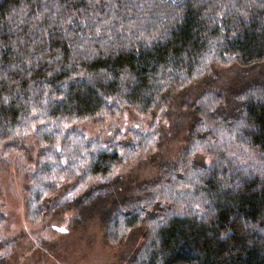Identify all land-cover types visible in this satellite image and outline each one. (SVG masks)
I'll return each mask as SVG.
<instances>
[{"label":"trees","instance_id":"trees-1","mask_svg":"<svg viewBox=\"0 0 264 264\" xmlns=\"http://www.w3.org/2000/svg\"><path fill=\"white\" fill-rule=\"evenodd\" d=\"M128 115L154 120L111 150L73 129ZM29 142V222L98 215L108 246L142 239L128 264H264V0H0V163ZM128 158L158 175L126 179Z\"/></svg>","mask_w":264,"mask_h":264},{"label":"rangeland","instance_id":"rangeland-1","mask_svg":"<svg viewBox=\"0 0 264 264\" xmlns=\"http://www.w3.org/2000/svg\"><path fill=\"white\" fill-rule=\"evenodd\" d=\"M235 72L236 70L221 72L220 78L226 82ZM196 92L198 95V91ZM191 103L192 100L187 101L185 106L181 107L182 111H187ZM188 110V116L187 112H182L186 118V125L184 124L178 130L176 129L182 113H179L175 119H168L164 125L163 122L160 123L164 126L162 146L166 151L164 154L156 155L159 160H172L185 146L184 142L192 123L190 118L193 108L188 107ZM153 120V116L143 119L134 115H128L125 119L117 120L115 123L108 118L83 120V122L75 123L73 129L89 139L103 141L105 151H107V149L111 150L109 148L111 146H108L112 143L111 141L115 142L119 136H122L124 141L128 142V132L132 128L146 131ZM136 125L139 127L137 128ZM24 135H26L25 132ZM28 138L32 140L31 137ZM25 148L27 151L25 152L24 148L22 151L26 155L22 156L15 148L9 152L12 155L7 156L8 158L0 163V212L4 214L0 217V223L3 221L0 226V264H128L142 246V239L137 235H132L119 245L108 246L107 236L98 215L93 217L90 215L85 220L83 218L74 221L72 212L57 214L55 217L53 214L46 216L41 213L38 222L36 220L33 223L29 222L31 221L29 218L33 220V217L39 214L33 210L27 211L25 204L27 187L30 182L27 168L31 166V160L36 152L31 156L35 149L32 142L27 143ZM149 152L152 153L153 150ZM141 159L133 162L134 159L129 160L128 158L125 163H129L131 167L123 171L122 173L125 174L122 176L128 180H131L130 178L140 180L155 178L158 175L157 168ZM75 189L70 183H62L58 189L59 193L48 205L60 203L67 194L75 193ZM81 193L80 190L75 196H80ZM45 197L49 196L45 194ZM63 203H68L67 199ZM31 213L33 217L27 216Z\"/></svg>","mask_w":264,"mask_h":264}]
</instances>
